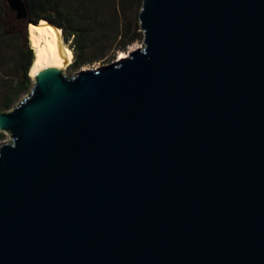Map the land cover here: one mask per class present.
<instances>
[{
    "label": "water",
    "instance_id": "obj_1",
    "mask_svg": "<svg viewBox=\"0 0 264 264\" xmlns=\"http://www.w3.org/2000/svg\"><path fill=\"white\" fill-rule=\"evenodd\" d=\"M139 23L128 57L44 69L0 113V264H264V0Z\"/></svg>",
    "mask_w": 264,
    "mask_h": 264
},
{
    "label": "trees",
    "instance_id": "obj_2",
    "mask_svg": "<svg viewBox=\"0 0 264 264\" xmlns=\"http://www.w3.org/2000/svg\"><path fill=\"white\" fill-rule=\"evenodd\" d=\"M23 1L29 13L26 21L18 20L6 0H0V113L15 107L34 85L30 77L34 51L29 46L28 22L38 24L43 20L61 29L65 41L74 42V54L78 52L72 65L75 69L103 58L118 39L123 40L124 50L143 38L142 33L130 36L131 30L121 23L122 15L136 0ZM4 139L0 133V141Z\"/></svg>",
    "mask_w": 264,
    "mask_h": 264
},
{
    "label": "bare ground",
    "instance_id": "obj_3",
    "mask_svg": "<svg viewBox=\"0 0 264 264\" xmlns=\"http://www.w3.org/2000/svg\"><path fill=\"white\" fill-rule=\"evenodd\" d=\"M62 35L60 29L52 27L46 21L28 27L30 47L34 51V62L30 71L32 77L47 68L56 67L66 71L69 67L73 59V52L64 43ZM119 55L118 61L128 57L124 53Z\"/></svg>",
    "mask_w": 264,
    "mask_h": 264
},
{
    "label": "rangeland",
    "instance_id": "obj_4",
    "mask_svg": "<svg viewBox=\"0 0 264 264\" xmlns=\"http://www.w3.org/2000/svg\"><path fill=\"white\" fill-rule=\"evenodd\" d=\"M142 3H143V0H136L133 6L130 9H128V11L125 14L122 15L121 23L124 25V27L126 26L129 30H131L130 36L134 35L135 33H142L141 28H140V23H139V14L141 11ZM62 37H63L64 43L67 44L73 52V59L69 67L65 71V73L70 76H75L81 71L97 70L103 66L117 62L119 60V56H120L119 54L124 53L129 56L134 50H136L138 47H141L143 45V38H142L141 40H137L134 43L130 44L123 50L121 49L123 40L118 39L114 44H112L110 50L107 51V53L105 54L103 58L95 60L93 63L82 66L79 69H75L72 67L74 63V51H73L74 42L73 41L66 42L64 39V35H62ZM29 46H30V42H29ZM88 57L91 58L92 55L90 54L88 55ZM30 77L33 80L31 73H30ZM30 92L31 91L29 90L27 93L23 94L19 98V101L17 103H20ZM8 111L9 110L4 111V112H8ZM0 133H2L5 136V139L3 141H0V146H1L3 143H6L7 141H9L10 137L5 132L0 131Z\"/></svg>",
    "mask_w": 264,
    "mask_h": 264
},
{
    "label": "flooded vegetation",
    "instance_id": "obj_5",
    "mask_svg": "<svg viewBox=\"0 0 264 264\" xmlns=\"http://www.w3.org/2000/svg\"><path fill=\"white\" fill-rule=\"evenodd\" d=\"M76 56H79V55H78V52L76 53V55L74 54V60L76 59Z\"/></svg>",
    "mask_w": 264,
    "mask_h": 264
}]
</instances>
